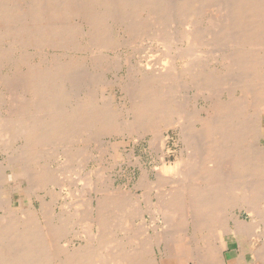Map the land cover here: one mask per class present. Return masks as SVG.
<instances>
[{"label":"bare ground","instance_id":"obj_1","mask_svg":"<svg viewBox=\"0 0 264 264\" xmlns=\"http://www.w3.org/2000/svg\"><path fill=\"white\" fill-rule=\"evenodd\" d=\"M211 1L216 2L0 0V107H7L6 113L0 114V136L7 138L5 145L13 136L22 140L14 159L0 160V264H167L166 260L169 262L171 256L177 257L179 264H182L175 250V242L182 240L192 244L190 262L229 264L224 242L236 240L239 247L246 250L247 264H264V0H219L216 2L218 8H213L215 2ZM174 14L181 18L180 23L184 28L177 36L181 40L179 42L181 45L190 44L186 45L188 49L184 47L185 52L182 53L183 49L177 53L179 58H191L193 52V56L199 53L198 46L202 44L203 48L204 42L210 41L209 37H205V41L203 36L204 30L208 31L207 26L211 25L216 29L215 41L234 44V50L225 52V49L222 54L223 66L234 68L241 75L230 82L228 97L224 96L227 99L223 100L218 94L223 93L222 90L219 86V89L216 88L218 81L221 84L222 80L213 69H204L203 63L186 61L184 67L178 70L172 63L171 66L167 64L170 66L167 68L166 60L163 63L167 71L163 72L162 68L158 71L157 68L156 73L147 74L146 71L142 74L140 82L130 84L135 95L132 109L129 110L132 119L119 123L133 131L145 129L146 133L152 135L151 145L160 144L156 146L157 149L160 146L163 148L167 141L162 126L168 128L179 123L182 147L176 160L167 163L165 156H162L161 165L157 169L154 167L155 178L151 179V175L145 173L135 184V187L142 189L140 194L128 188L116 187L99 170L92 169L86 175L84 172L80 178L75 173L79 181L81 179V184L84 181L83 185L86 184L91 191L83 201V193H87L84 186L77 182L73 188L68 179H62L60 175L58 179L60 169H52L53 164L49 165L47 159L40 161L39 147L66 143L62 151L65 159L62 160L71 162L82 159L75 169L84 170L86 147L79 144L72 146L71 142L78 141V137L85 132L88 136L85 140L92 139L98 144V136L109 134V129L123 109H114L111 101L106 102L107 108L105 105L101 108L97 105L98 99L93 100L88 92L79 91L82 86L75 90L78 94L74 104L66 107L63 103L69 101L71 95L67 92L66 84L72 79L70 74L74 72L71 70L76 60L66 58L62 62L56 59V54V58H51L49 53L44 56L41 52L45 58L39 64H33L30 47L38 50L55 44L60 45L57 48L61 44H67L65 47H69V44L75 46L78 35L86 39L85 45H112L114 34L108 33L107 25L111 24L108 23L109 16L132 32L151 29L154 39L160 40L157 41L160 44L167 40L173 42L175 38L170 39L169 31L166 32L167 28L171 30L170 25L167 28L164 25L169 15L174 19ZM76 16L79 21L72 22L71 19ZM172 30L171 33H178L176 29V32ZM237 30L241 33H237ZM213 35L210 38L212 41ZM193 46L198 49L194 50ZM148 59L152 58L149 56ZM3 66L12 68L13 76L2 73ZM98 66L101 65L98 63ZM91 72H88L89 75ZM73 74L76 76L77 73ZM182 79L186 80L188 86L198 89L194 98L191 96L186 101L176 98L179 90L177 83ZM92 83L96 84L93 79ZM94 87H89L91 92ZM19 88L22 92H19ZM237 89L241 91L240 96L236 95ZM199 96H206L210 103L199 107ZM85 140L82 139L83 142ZM85 143L89 144L88 141ZM93 147L96 150L99 146ZM3 162L7 163L6 166H3ZM69 166L65 165L67 169ZM61 167L64 174L67 169L64 165ZM8 170L11 181L7 180ZM20 184L23 185L22 189L19 188ZM58 187L59 190L56 189ZM38 190L43 194L36 193ZM15 192L20 194L17 199ZM78 194L81 195L80 199L73 201ZM36 198L40 201L39 206L35 204ZM58 203L60 210H56ZM75 204L78 205L77 210H71V205ZM83 204H87V209H82ZM238 209L247 212L250 221L243 219ZM136 219L140 222L139 226ZM76 223L88 229H85L86 235L83 234L85 231H82V235L80 231L72 230V225ZM72 236L80 237L85 244L81 243L72 250L67 243ZM229 236L232 239H228ZM233 250L236 252L237 248ZM239 256H236V264L239 263Z\"/></svg>","mask_w":264,"mask_h":264},{"label":"rangeland","instance_id":"obj_2","mask_svg":"<svg viewBox=\"0 0 264 264\" xmlns=\"http://www.w3.org/2000/svg\"><path fill=\"white\" fill-rule=\"evenodd\" d=\"M219 0H216V2H218ZM221 1V0H220ZM219 1V2H220ZM215 1H211L210 3H214ZM215 2V4H212V7L213 8H215V6H216V8H218L219 7V5H217V3ZM209 3V4H210ZM218 6V7H217ZM175 15V14H174ZM143 16H145V14H143ZM110 17H112V16H109V20H108V23H110L111 22V24H108L107 25V27H108V31H110V32H108V33H113L114 34V45H116V46H114L113 44V46L112 45H108V46H104V47H100V46H98V45H96V46H98L100 49H102L101 51H100V49H96V48H98V47H96L95 45H85L86 44V39L81 35H78V36H76L75 38V43L77 44H75V46L74 45H72V44H69L68 46L69 47H65V45L67 46V44H61V47H59V48H57L58 46H60L59 44H55V46H53V47H45V48H42V49H40V48H38V50L37 49H35V48H32V47H30L32 50H30V48H29V50H30V52L31 53H33V55H32V58H31V62L33 63H37V64H39L40 62L39 61H41L42 62V60H43V58H45L44 56L46 55L47 56V54L49 53L50 54V57L51 58H56V55H57V57L58 58H56L57 60H62V62L63 61H66V58H67V60H70V58H71V60H73L74 62H75V60H76V64H77V66H76V64L75 65H73V67H72V70L71 71H74V72H71V74H70V78H72L74 81H71L72 79H69V81H67V84H66V86H67V92L69 93V94H71L70 95V99H69V101H66V102H64L63 103V105H66V107L68 106H71L72 104H74V98H75V96H77L76 94H78V93H75V92H77V91H75L76 89L78 90V88H79V86H82V87H80V90L79 91H84V92H88L89 93V95H90V97H91V99H93V100H96V99H98V100H96V102H97V105H99V106H101V108H102V106H106V102H110L111 101V105H112V107L114 108V109H120V108H122L123 109V112L118 116V119H116V121H115V123H113L114 125H113V127H111L110 129H109V131H108V133L109 134H107V133H102V132H100V133H98V135H100L101 133L102 134H104V135H100V136H98V139H99V141H98V144H95L94 142H93V140L92 139H90V140H85L86 138H88V136H87V134L84 132V134H81L82 136L81 137H78V141L76 140V142H75V140H73L72 142H71V145L72 146H78V144H79V146L81 145V146H83L84 145V147H86V150H87V152H85L84 153V155H83V164H86L85 165V167L83 168L84 170H82V169H78V170H76L75 169V167H77V164H79L81 161H82V159H80V161L77 159V161L76 160H72L71 162L69 161V162H64L65 160H62V159H65L64 157V151H63V149H64V147L63 146H66V143H64V142H62L61 144L62 145H60L59 143L57 144V143H50V144H47V145H42L43 147H39V156H40V161L41 162H44L45 161V159H47L46 161H48V163H49V165H51V164H53V165H51V168L53 169H55V168H59V169H55V170H59L58 172H57V178H58V175H60L61 176V178L63 179V178H65V179H68L69 181H71L72 182V184H69V182H68V184L70 185V186H72L73 188L75 187V183H80L79 185L80 186H84L83 188L84 189H86L87 190V193H83L84 194V197H83V201H84V199H86L87 197H85V196H90V193H91V191H90V189H88L86 186V184L85 185H83L85 182L83 181V184H81L82 183V181H81V179H80V181H79V178H80V176H82V173H84L85 172V175L90 171V170H99L100 171V173H104L103 175L104 176H106V177H108V179H109V181L111 182V183H113V185H115L116 187H122L123 189L125 188V189H129V190H132V192H137V194H140V193H142V189L141 188H137V187H135L138 183H139V181H140V179H141V177L146 173V174H148V175H151V179L153 178H155V174H156V170L155 169H157L160 165H161V158H162V156L164 157L165 156V160L167 161V163H170V162H173V161H175L176 160V156H177V154H178V151L180 150V148L182 147V142H181V140L179 139V132H180V129H179V123H177L176 125H172V126H169L168 128H165L164 127V125L162 126V131L164 130V134L166 135V137H167V141H166V143H165V146H163V148H161V146L160 147H158V149H157V147L156 146H158V145H160V144H157V143H155L153 146L151 145V140H152V135L150 134V133H146L145 132V129H141L140 131H133L132 129H129V128H127L126 126H125V124H122V125H120V123L119 122H121V123H124L123 121H125L124 119H128V118H130V119H132V115H131V113H130V109H132V103H133V100H134V98H135V95H134V93L132 92V88H130V87H132L131 85H133V83H136V81L137 82H140V80L142 79V77H143V75H144V73L146 72L147 74H150L151 72L152 73H156V72H154L155 71V69H157L158 68V71L162 68V71L164 70V71H167V69H166V66H167V64H171L172 63V65L175 67V66H177L179 69L178 70H180L181 68H183L184 67V65L189 61V62H193L194 64H198V63H203V65H205L204 66V69H213V71L216 73V74H218L219 75V77H220V80H222V82H221V84H220V81H218V85H216V88L217 89H221L222 90V92L223 93H221V92H219L218 94L219 95H221V96H219V97H221L223 100H225V99H227L226 97H228V89H229V86H230V82H232V81H234V80H236V79H238L240 76L239 75H241L240 73H239V71L238 70H236V69H234V68H227V67H224L223 66V64H222V54L224 53V51H225V49H226V51L225 52H229L230 50H234L235 48L233 47L234 46V44H230L229 42L230 41H226V43H225V41H221V43L219 42V41H215V37H216V35L214 34V31H215V33H216V29H215V27H213V26H211L210 25V27H208L207 25V29H209L208 31L205 29L204 31H205V36H203V38H204V40H205V37H209V39H208V41L210 40V41H212L211 39H212V35H213V41H214V43H213V41L212 42H208V43H206V42H204V44H205V46H203V48H202V44L201 45H199L198 46V48H199V50L202 52H205V54H203V52H202V55H206V56H208V57H206V56H202L201 55V53H200V51H198L197 49V46L196 47H192L194 50H195V48H197L196 49V53H197V51L200 53H198V54H196L195 56H193L195 53L193 52V54L191 55L192 57L191 58H188V56L186 57V58H179V53L182 51V53L183 52H185L186 50H185V48L186 49H188V46L190 45V44H182L181 45V42H179V41H181V40H178V37L177 36H180V33H181V29H184L182 26H181V18H179L177 15H175V17H173L174 19L172 20V16L170 17V15L168 16L171 20V22L169 21V18L168 19H166V25H164V27L165 28H167L169 25V27L171 28V30L174 28V30H172V32L174 31V32H176V30L177 29H179V31L177 30V32L178 33H176V35L174 34V33H171V30L169 29V28H167L166 29V32H167V30L169 31L168 32V37L170 38V36L172 37V38H170V39H176V37H177V40H176V43H175V39L174 40H172L173 42H171V40H167V42L168 43H170V44H166L167 42L166 41H161L162 43L160 44V43H158L157 41H159L160 42V40H156V39H154L155 38V35H154V33L152 34L151 32H150V30L149 29H147V30H144V32L142 31H129V30H126V29H124L123 27L124 26H121V25H119V24H117L115 21H114V19H113V17H112V20H111V18ZM176 19V20H175ZM176 22H175V21ZM71 21L72 22H75V21H79V18L76 16V17H73L72 19H71ZM116 24H115V23ZM76 23V22H75ZM174 23V24H173ZM169 24V25H168ZM173 24V25H172ZM178 25V26H175V25ZM168 25V26H167ZM119 26V27H118ZM111 27V28H110ZM118 29H117V28ZM176 27V28H175ZM201 28H203V27H201ZM239 30H241L239 27H237ZM88 29V28H87ZM115 29V30H114ZM122 29V30H121ZM176 29V30H175ZM118 30V31H117ZM126 31H128V32H126ZM152 31V30H151ZM199 31H201L200 29H199ZM203 31V30H202ZM131 32V33H130ZM149 32V33H148ZM209 32V34H207ZM210 32L212 33V35L210 34ZM237 33H241V31H236ZM126 33H128V35L126 34ZM144 33H147V34H144ZM131 34V35H130ZM151 34V35H150ZM170 34V35H169ZM217 34V33H216ZM236 34V33H235ZM130 35V36H129ZM210 35H211V37H210ZM116 36V37H115ZM143 36V37H142ZM148 36V37H147ZM140 37H142V38H144V39H142V38H140ZM150 37V38H149ZM151 37H153V38H151ZM127 38V39H126ZM133 38V39H132ZM168 38V39H169ZM211 38V39H210ZM78 40V41H77ZM116 40V41H115ZM120 40V41H119ZM129 40V41H128ZM133 40H135V41H133ZM140 40H142V41H140ZM145 40V41H144ZM207 40V39H206ZM205 40V41H206ZM119 43H118V42ZM155 41V42H154ZM118 44H117V43ZM126 42V43H125ZM128 42V43H127ZM219 44H218V43ZM81 43V45H79L78 46V44H80ZM141 43V44H140ZM172 43V44H171ZM179 43V44H178ZM210 43L212 44L213 43V45H210ZM215 43H217V44H215ZM223 43V44H222ZM229 43V44H228ZM124 44V45H123ZM225 44V45H224ZM84 47H83V46ZM119 45H120V47H119ZM141 45V46H140ZM164 45V46H163ZM167 45V46H166ZM186 45H188V46H186ZM207 45H209V47H206ZM228 45L230 46V47H228ZM77 46V47H76ZM152 46V47H151ZM170 46V47H169ZM172 46V47H171ZM179 46V47H178ZM54 47H56V48H54ZM64 47V48H63ZM86 47V48H85ZM88 47V48H87ZM92 47V48H91ZM143 47V48H142ZM148 47H149V49H151V50H149L148 49ZM169 49H168V48ZM185 47V48H184ZM47 48V49H46ZM62 48V49H61ZM134 48V49H133ZM206 48V49H205ZM39 49H40V51H39ZM49 49V50H48ZM93 49V50H92ZM95 49V50H94ZM145 49V50H144ZM167 49V50H166ZM171 49V50H170ZM179 50V52H178V50ZM229 49V50H228ZM33 50H34V52H35V54H34V52H33ZM82 50V51H81ZM158 50V51H157ZM46 51V52H45ZM49 51V52H48ZM165 51V52H164ZM167 51H169V52H167ZM216 51V52H215ZM40 52V53H39ZM44 54V56H43V54ZM51 52V53H50ZM52 52H54V53H52ZM148 52V53H147ZM174 52V53H173ZM58 53V54H57ZM62 53H64V55L62 54ZM66 53V54H65ZM95 53V54H94ZM147 53V54H146ZM166 53V54H165ZM178 53V54H177ZM209 53V54H208ZM214 53V54H213ZM217 53V54H216ZM39 54V55H38ZM41 54V55H40ZM56 54V55H55ZM71 54V55H70ZM79 55L78 57H77V55ZM131 54V55H130ZM158 54H160L159 56H158ZM162 54V55H161ZM169 54V55H168ZM37 55H38V57H37ZM61 55H63V57L61 56ZM65 55H67V56H65ZM69 55V56H68ZM73 55V56H72ZM83 55V56H82ZM84 55H86V59L84 60V58L83 57H85ZM91 55V56H90ZM97 55H99V56H97ZM115 55H117V57L115 56ZM131 56V57H129V56ZM144 55H145V59H144ZM146 55H148V56H146ZM157 55V56H156ZM198 55H200V57L198 56ZM39 56H41L42 57V59H41V57H39ZM77 57V58H75V57ZM128 56V58H129V60L131 61H129L128 60V58L126 59V57ZM149 56H150V58H152L151 60L150 59H148L149 58ZM153 56V57H152ZM161 56V57H160ZM163 56H164V59H162L163 58ZM201 56H202V58H201ZM61 57V58H60ZM72 57H73V59H72ZM95 57H98L99 59H100V61H101V63H100V61H99V59H97V58H95ZM111 57V58H110ZM119 57V58H118ZM121 57V58H120ZM156 57H158L157 58V60L159 61V62H156L157 60L156 59H153V58H156ZM173 57H175L174 58V60H172L173 59ZM189 57H190V55H189ZM194 57H196V59L194 58ZM198 57V58H197ZM115 58H118V59H115ZM167 58H169V59H167ZM194 58V59H193ZM205 58V59H204ZM40 59V60H39ZM65 59V60H64ZM79 59V60H78ZM97 59V60H96ZM121 59H123V60H121ZM162 60V62L160 61V60ZM185 59V60H184ZM191 59L193 60V61H191ZM215 59V60H214ZM32 60H34V61H32ZM81 60H84V61H81ZM87 60V61H86ZM91 60V61H90ZM119 62H118V61ZM126 60H128V62L129 63H131V65L129 64V63H127V61ZM144 62H143V61ZM150 60V61H149ZM154 61V64L155 63H157V65L155 66L154 64H153V61ZM167 60V61H166ZM172 61V62H170V61ZM213 60V61H212ZM38 61V62H37ZM110 61V62H109ZM148 61V62H147ZM164 61H166V62H164ZM184 61V62H183ZM187 61V62H186ZM78 62V63H77ZM83 62V65L81 64V63ZM93 62H96V63H94L93 64ZM126 64H125V63ZM152 62V65H150V63ZM161 62V63H160ZM166 64V66H164L165 64ZM186 62V63H185ZM33 63V64H34ZM98 63L101 65V66H98ZM109 63V64H108ZM142 63V64H141ZM175 63V64H174ZM182 63H184V64H182ZM79 64V65H78ZM119 65V66H117V65ZM126 66H125V65ZM133 64V65H132ZM142 66H141V65ZM162 64V65H161ZM182 64V65H181ZM193 64V65H194ZM89 65V66H88ZM122 65V66H121ZM129 65L131 66V68H133L132 70L130 69V67H129ZM148 65H150V66H148ZM168 65V66H169ZM86 66V67H85ZM144 66H145V68H144ZM158 66H160V68L158 67ZM162 66V67H161ZM164 66V67H163ZM168 66H167V68H168ZM171 66V65H170ZM169 66V67H170ZM181 66V67H180ZM80 67H81V70H80ZM103 67V68H102ZM106 67V68H105ZM124 67V68H123ZM129 67V68H128ZM139 69H138V68ZM1 68V67H0ZM73 68H74V70H73ZM76 68V69H75ZM78 68V69H77ZM82 68H83V70H82ZM84 68H85V70H84ZM87 68V69H86ZM98 68V69H97ZM122 68V69H121ZM200 68L202 69V70H204L201 66H200ZM130 69V70H129ZM136 69V73H134L133 71ZM148 69H150V70H148ZM170 69V68H169ZM2 70V69H1ZM12 70V68H9V67H5V66H3V70H2V73H4V74H10V75H12L13 76V74L14 73H12V72H14V71H11ZM92 72H91V71ZM95 70V74L93 73V71ZM98 70H99V72H98ZM106 70V71H105ZM145 70V71H144ZM236 70V71H235ZM76 71V72H75ZM81 71H83V73H84V75H86V76H84L83 75V73L81 74ZM85 71V72H84ZM128 71V72H127ZM157 71V70H156ZM163 71V72H164ZM235 71V72H234ZM90 73L91 72V75H89V73L88 74H85V73ZM73 73H77V74H79L78 75V77L79 78H81V79H79L78 77H76L77 76V74H76V76L73 74ZM92 73H93V75H92ZM131 73V74H130ZM151 73V74H152ZM127 74H130L131 76H129V75H127ZM143 74V75H142ZM83 75V76H82ZM89 75V76H88ZM97 75H99L100 76V78L101 79H99V77L97 76ZM125 75H127L128 77H126ZM142 75V76H141ZM98 77V79L96 80L94 77ZM103 76V77H102ZM106 76V77H105ZM123 76H124V78H123ZM139 76H141V77H139ZM75 79H74V78ZM89 77V78H88ZM90 77L93 79V81H94V83H98L97 85L96 84H93L92 83V79H90ZM88 79V80H84V79ZM135 78V79H134ZM185 78H186V76H185ZM77 79V80H76ZM105 80V81H103V80ZM79 80H80V83H79ZM127 80V81H126ZM135 80V81H134ZM185 79H182V80H180V81H178V83H177V88L179 89H177L178 91H177V94H176V98L179 100V101H181V100H183V101H186V100H188L189 98H194V94L198 91V89H196V88H192V87H190V86H188V83L186 82V80L184 81ZM75 81H77V82H75ZM88 81H90L94 86H96V88L94 87V86H92V84L90 83V82H88ZM96 81V82H95ZM102 81V82H101ZM124 81V82H123ZM226 81H229V82H226ZM71 82V83H70ZM75 82V83H74ZM86 82V83H85ZM132 82V83H131ZM184 82V83H183ZM85 83V85L87 86L86 88H85V85H83ZM131 84V85H130ZM174 84V83H173ZM70 85V86H69ZM90 85V86H89ZM118 85V86H117ZM175 85V84H174ZM73 88H72V87ZM176 86V85H175ZM218 86H219V88H218ZM89 87H91V88H93L94 87V89H92V92H91V89L89 88ZM120 87V88H119ZM128 87V88H127ZM1 88V87H0ZM70 88L72 89V91L70 90ZM84 90H83V89ZM88 89V90H87ZM96 89L98 90V91H96ZM19 90V92H22V89H18ZM90 90V91H89ZM94 90V91H93ZM70 91V92H69ZM78 91V92H79ZM96 91V92H95ZM238 89H237V93H236V95L237 96H240V94H241V91H239V93H238ZM72 92V93H71ZM95 94H94V93ZM96 93H97V95H96ZM124 93V94H123ZM94 94V96H92ZM129 94V95H128ZM131 94V95H130ZM191 94V95H190ZM82 95H84V93L82 94ZM18 96H19V94H18ZM73 96V97H72ZM130 96V97H129ZM192 96V97H191ZM224 96H226V97H224ZM96 97V98H95ZM202 96H199L198 97V104H199V107L201 106L202 107V105L204 104V105H206V103H210V100H207V99H205V97L203 96L202 98H201ZM95 98V99H94ZM117 101H116V100ZM114 100H115V102H114ZM131 100V101H130ZM100 102V103H99ZM126 102V103H125ZM67 103V104H66ZM72 103V104H71ZM130 105V106H129ZM5 107V108H4ZM111 107V106H110ZM1 109H0V114H3V113H6L5 111L7 110L6 108V106H3V107H0ZM106 108H107V106H106ZM133 114V113H132ZM123 116V117H122ZM123 119V120H122ZM120 120V121H119ZM175 120H177V118L175 117ZM263 127H264V118H263ZM112 130V131H111ZM135 133V134H134ZM264 133V132H263ZM85 134H86V136L87 137H85ZM150 136V137H149ZM14 137V136H13ZM10 138V141L8 142V145L6 144L5 145V143H6V140H7V138H5V137H1L0 136V160H5V159H9V157H13V159L16 157V155H17V153H16V149L22 144V140H20V138H17L16 136H15V138ZM100 137V138H99ZM146 137V138H145ZM81 141H80V140ZM82 139L83 140H85L84 142L82 141ZM179 139V140H178ZM86 141H88L89 142V144H86L85 142ZM12 142V143H11ZM79 142V143H78ZM100 142V143H99ZM262 142L264 143V137L262 138ZM2 143V144H1ZM73 143V144H72ZM77 143V144H76ZM82 143V144H81ZM94 143V144H93ZM10 144V145H9ZM52 144H54V145H52ZM86 144V145H85ZM15 145H16V147H15ZM96 146V145H98L99 147L98 148H96V150H94V148L95 147H93V146ZM2 146H3V148H2ZM4 146H6V147H4ZM45 146V147H44ZM61 146V147H60ZM104 146V147H103ZM103 147V148H102ZM106 147V148H105ZM159 148H160V150H159ZM98 149V150H97ZM156 149H157V151H156ZM6 150V151H5ZM42 151V152H41ZM63 151V152H62ZM168 151V152H167ZM41 152V153H40ZM101 152V153H100ZM162 152V153H161ZM98 153V154H97ZM91 154H94L93 156L91 155ZM63 156V157H62ZM81 158V157H80ZM42 159H44V161L42 160ZM62 161H61V160ZM97 160V161H96ZM109 160V161H108ZM79 161V163H77ZM88 162V163H87ZM98 162V163H97ZM159 162V163H158ZM4 163V162H3ZM60 163H63V165H64V168H66V167H68L69 165V168L66 170V172L63 174V172H64V170H63V172H61V170L63 169V167H61V166H63L62 164H61V166L59 167V165H60ZM5 164H7V163H4L3 164V166L5 165ZM58 164V165H57ZM69 164V165H68ZM97 164H98V166H97ZM65 165H66V167H65ZM68 165V166H67ZM6 166V165H5ZM98 167V168H97ZM154 167H155V169H154ZM71 168V169H70ZM86 168V169H85ZM3 169V168H2ZM103 169V170H102ZM74 170V171H73ZM145 171V172H144ZM147 171V172H146ZM7 173H8V175H7V180L8 181H11V176H10V170H8L7 171ZM68 173L70 174V175H68ZM77 174V176L79 177H76V174ZM80 173V174H79ZM67 177H65V176ZM68 175V176H67ZM3 176V175H2ZM70 176H72V179H71V177ZM73 176H75V177H73ZM60 178V179H61ZM59 179V178H58ZM71 179V180H70ZM70 182V183H71ZM135 182H137V183H135ZM75 184V185H74ZM136 184V185H135ZM20 189H22L23 188V185H21L20 184V187H19ZM81 188V187H80ZM82 188V189H83ZM136 188V189H135ZM57 190H59V187L58 188H56ZM81 189V190H82ZM141 189V190H140ZM86 190L85 191H83V192H86ZM36 193H38V194H43V192L41 191V190H38ZM80 193V192H79ZM65 195L67 194V193H64ZM81 195H82V192L80 193ZM19 192H15V199H17L18 197H19ZM80 195V196H81ZM78 196V198L76 199V198H73L72 200L73 201H77L78 199H80V196H79V194L77 195ZM72 200H71V202H72ZM79 202H81V201H79ZM86 202V201H85ZM74 203V202H73ZM73 203H71V204H73ZM87 203V202H86ZM35 204L37 205V206H39V204H40V201L38 200V198H36L35 199ZM58 205H59V208H58ZM58 205L56 206V210H60V204L58 203ZM77 204H75V205H71L72 207H71V210H77V207H78V205L76 206ZM83 205H85V206H83ZM82 206L84 207V208H82V209H87V204H83ZM75 206V207H74ZM74 210V211H75ZM73 211V212H74ZM238 211H239V213H241L242 212V210H240V209H238ZM241 211V212H240ZM241 217L243 218V219H245V220H248V221H250V217H249V215L247 214V212H245V211H243L242 213H241ZM78 218L79 217H77V220H78ZM139 220H135V222L137 223ZM139 224H136V225H140V222H138ZM77 224V223H76ZM72 225V230H76L77 232L78 231H80V233L82 234L83 232L82 231H85V229H83L84 227L81 225H79V224H77V225ZM80 227H81V229H80ZM77 229H79V230H77ZM86 230H88V229H86ZM86 232L87 231H85L83 234H85L86 235ZM82 234V235H83ZM264 237V236H263ZM228 239H232V236H229L228 237ZM264 239V238H263ZM70 241V242H69ZM84 240L83 239H81L80 237H74V236H72V237H70L68 240H67V243H68V245L71 247V249L73 250V249H76V248H78L80 245H82L81 243H83V244H85V242H83ZM224 247H225V252H226V256H227V258L228 259H230L228 262H229V264H236V256L238 255V254H240V256H239V263L238 264H247L246 263V259H245V248H240L239 247V243H238V241H236V240H234V241H230V242H224ZM233 248H237V251L235 252L234 250H233ZM175 250H176V253H177V255L179 256V259H180V263H182V264H186L187 262H190V260L192 259V244L190 243V242H187V241H176L175 242ZM166 262H167V264H179V261H178V258L177 257H175V256H171L170 258H169V262H168V260H166ZM191 264H197V263H195V262H190ZM189 263V264H190ZM163 264V263H162Z\"/></svg>","mask_w":264,"mask_h":264}]
</instances>
